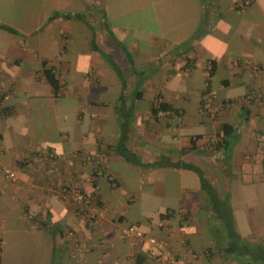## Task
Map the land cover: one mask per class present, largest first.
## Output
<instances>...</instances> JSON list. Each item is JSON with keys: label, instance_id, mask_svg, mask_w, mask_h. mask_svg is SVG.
<instances>
[{"label": "crops", "instance_id": "obj_1", "mask_svg": "<svg viewBox=\"0 0 264 264\" xmlns=\"http://www.w3.org/2000/svg\"><path fill=\"white\" fill-rule=\"evenodd\" d=\"M235 1L0 0V262L135 264L134 224L188 264H255L239 244L264 248V0Z\"/></svg>", "mask_w": 264, "mask_h": 264}, {"label": "built area", "instance_id": "obj_2", "mask_svg": "<svg viewBox=\"0 0 264 264\" xmlns=\"http://www.w3.org/2000/svg\"><path fill=\"white\" fill-rule=\"evenodd\" d=\"M248 3L249 0H236L234 5L236 8L240 9ZM214 93V89L206 88L201 95V111L209 116H213V112L210 111V104ZM3 173L8 177L13 176V172L8 168H4ZM60 190L61 192L67 193L76 206L82 208L88 218H93L99 213L97 206L93 203L91 198L82 191L75 188L70 189L67 186L60 187ZM119 232L122 235L131 238L136 243L139 242L140 245L145 244L143 248L144 252L146 256L154 262V264H188L186 258L183 255L171 250L163 238H158L134 224L121 226L119 228Z\"/></svg>", "mask_w": 264, "mask_h": 264}, {"label": "trees", "instance_id": "obj_3", "mask_svg": "<svg viewBox=\"0 0 264 264\" xmlns=\"http://www.w3.org/2000/svg\"><path fill=\"white\" fill-rule=\"evenodd\" d=\"M45 75L47 80L50 83H53L54 78L52 73L49 70H45ZM167 108V105L164 104L163 102H158L156 104V106L152 107V113H155L156 110L158 109H165ZM223 128H226L227 125L223 124L222 126ZM263 176H264V172H263ZM200 177V186L201 188L204 190V192L206 194L212 195V188H210V186H208V182L206 181V179H204L201 174L199 175ZM209 205L214 206V203H210ZM215 207V206H214ZM82 209V208H81ZM218 214H228V210L226 209H221L219 212H217ZM221 216V215H220ZM226 217V216H225ZM221 226H225L227 228H229V231H219V229L221 228H214V225L210 226L212 227V229H214V233H216V235L214 234V237L216 238V244L222 248L225 249L228 253H234L235 251V246H236V242H234V238L238 239V234L234 232V228L232 225V222L229 219H224L222 221L218 222ZM219 227V226H218ZM234 239V240H233ZM225 242L224 245H221L220 243ZM239 247L241 248V254L242 255H248V257L250 258L251 262H254L255 264H264V248L260 243H246V241L244 239H240V244ZM145 252H141L140 250H138L136 252V261L135 264H140V261L143 260L144 256H145ZM0 264H6L3 262H0ZM162 264H169V263H162Z\"/></svg>", "mask_w": 264, "mask_h": 264}, {"label": "rangeland", "instance_id": "obj_4", "mask_svg": "<svg viewBox=\"0 0 264 264\" xmlns=\"http://www.w3.org/2000/svg\"><path fill=\"white\" fill-rule=\"evenodd\" d=\"M209 223H210L211 225H214V228H215V229L221 227L220 230H222V231H224V232L229 231V230H228L229 228H227V227H225V226H224V227L221 226L216 220H212V221H210ZM218 226H219V227H218Z\"/></svg>", "mask_w": 264, "mask_h": 264}]
</instances>
